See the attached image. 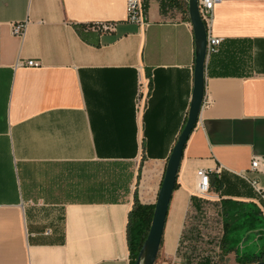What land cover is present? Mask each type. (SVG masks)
<instances>
[{"label": "crops", "instance_id": "obj_1", "mask_svg": "<svg viewBox=\"0 0 264 264\" xmlns=\"http://www.w3.org/2000/svg\"><path fill=\"white\" fill-rule=\"evenodd\" d=\"M146 6L141 27L127 0H0V264H130L129 212L136 195L156 203L195 84L189 15L164 0ZM211 33L223 41L208 57L157 264L219 261L223 221L217 249L186 244L189 217L209 199L221 219V199L253 202L264 226V0L217 2ZM28 59L42 65L19 64ZM200 169L221 182L208 197L197 194Z\"/></svg>", "mask_w": 264, "mask_h": 264}, {"label": "trees", "instance_id": "obj_2", "mask_svg": "<svg viewBox=\"0 0 264 264\" xmlns=\"http://www.w3.org/2000/svg\"><path fill=\"white\" fill-rule=\"evenodd\" d=\"M189 15L187 0H164ZM219 188L221 182L213 181L211 178V186ZM214 184V185H213ZM177 187V184H176ZM193 206L199 211L201 207V199L193 196ZM221 214L223 221V235L220 239V251L217 253L220 260L213 262L211 256H203L202 260L197 264H223L224 256L230 252H235L236 261L238 264H254L259 260H264V250L261 254L245 253L240 248V243L245 238H251L254 232L260 234L262 232L261 226L263 223L262 211L260 207L253 202H241L231 198H223L220 202ZM155 211V204L142 203L137 195L133 208L129 212L127 237L130 250V264H135L141 248L149 234L153 216ZM256 257L260 259H256ZM185 264H193L190 257H187Z\"/></svg>", "mask_w": 264, "mask_h": 264}, {"label": "water", "instance_id": "obj_3", "mask_svg": "<svg viewBox=\"0 0 264 264\" xmlns=\"http://www.w3.org/2000/svg\"><path fill=\"white\" fill-rule=\"evenodd\" d=\"M189 18L194 28L196 59L195 84L188 118L178 141L169 157L166 172L155 203V211L149 234L140 250L135 264H155L169 213V207L176 188L185 147L196 128L204 104L206 91V66L208 61V29L199 10V0H188ZM254 264H264V260Z\"/></svg>", "mask_w": 264, "mask_h": 264}, {"label": "built area", "instance_id": "obj_4", "mask_svg": "<svg viewBox=\"0 0 264 264\" xmlns=\"http://www.w3.org/2000/svg\"><path fill=\"white\" fill-rule=\"evenodd\" d=\"M221 0H199V10L201 16L206 24L208 29V57L219 50V46L221 45L223 38L215 36L211 33V26L213 22V12L214 7L217 2ZM127 13H128V20L144 27L148 24L147 22V6L146 0H127ZM26 22H19L13 25V33L15 35L23 36L26 29ZM115 28L113 23H100L97 24L96 29L101 32H109ZM26 64L30 67H40L42 62L38 59H28L23 62H19V64ZM152 85H151V78H146L140 84L139 94L137 98L139 112H142L144 107H146L150 93H151ZM261 163L260 157H255L252 162V168L258 169ZM198 178V187H197V194L208 197L210 196L211 192V178H212V171L208 169H200L197 172ZM253 184L257 187L258 190H262L258 186V182L254 179ZM48 233H50L48 231Z\"/></svg>", "mask_w": 264, "mask_h": 264}, {"label": "rangeland", "instance_id": "obj_5", "mask_svg": "<svg viewBox=\"0 0 264 264\" xmlns=\"http://www.w3.org/2000/svg\"><path fill=\"white\" fill-rule=\"evenodd\" d=\"M167 6L171 9H177L169 3H167ZM217 202V200L215 202H212L210 199L207 200V202L205 203L204 213H200L197 215L193 214L191 215V217H189L188 226L186 228L188 233L185 236H189L190 238L185 241L187 242L186 244H191L192 246H194L195 250H205L208 252L210 250L217 249V241L222 235V219L219 214L220 209L219 206H217ZM260 229H262V232L260 234L254 232L250 239L245 238L242 240V243H240V248L242 249V251H244L245 253L257 254V256L261 254L262 250H264L263 223ZM162 254L163 253L161 247L155 264H157L159 260H161V258L163 257ZM234 255L235 252H232V257H230V259L232 258L231 264H238L237 262L233 261ZM224 259L225 260L222 261L223 264L227 262V258ZM256 259L260 258L256 257Z\"/></svg>", "mask_w": 264, "mask_h": 264}]
</instances>
